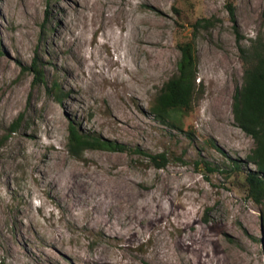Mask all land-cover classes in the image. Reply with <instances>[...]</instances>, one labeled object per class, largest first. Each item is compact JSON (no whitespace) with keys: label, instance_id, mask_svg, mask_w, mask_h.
Segmentation results:
<instances>
[{"label":"rangeland","instance_id":"1","mask_svg":"<svg viewBox=\"0 0 264 264\" xmlns=\"http://www.w3.org/2000/svg\"><path fill=\"white\" fill-rule=\"evenodd\" d=\"M64 1L0 2V264H264L262 207L245 181L254 141L232 107L237 33L244 45L264 36V0H77L86 17ZM202 19L215 24L195 29ZM192 41L203 91L173 113L180 131L150 107ZM71 123L132 151L77 159Z\"/></svg>","mask_w":264,"mask_h":264},{"label":"trees","instance_id":"2","mask_svg":"<svg viewBox=\"0 0 264 264\" xmlns=\"http://www.w3.org/2000/svg\"><path fill=\"white\" fill-rule=\"evenodd\" d=\"M229 8L232 19H235L234 6L230 5ZM214 24L212 19H202L194 27L209 29ZM243 39V36L237 33L244 74L243 83L235 92L232 107L236 125L254 141V148L247 157V162L256 169L249 171L245 181L250 199L262 207L261 221L264 235V36L259 35L251 39L249 45H244ZM179 50L182 56L178 63V71L164 84L150 111L160 123L183 131L180 118H174L173 113L179 110H191L196 99L202 94L203 88L197 84L198 58L194 41L180 44ZM3 55L0 35V59ZM32 71L36 74V81L44 80V71L38 62H34ZM53 92L60 98L61 89L56 83ZM10 131H18V120L11 125ZM100 149L132 151L124 144L105 141L84 133L75 123L69 125L68 151L71 156L80 159L86 151ZM135 153L148 157L158 169H164L169 163L165 153L153 155L140 150H135ZM206 167L209 171H215L209 164H206ZM240 168L238 164L233 167L234 170Z\"/></svg>","mask_w":264,"mask_h":264},{"label":"bare ground","instance_id":"3","mask_svg":"<svg viewBox=\"0 0 264 264\" xmlns=\"http://www.w3.org/2000/svg\"><path fill=\"white\" fill-rule=\"evenodd\" d=\"M62 10L63 12L65 13H68L69 12V9L70 8H73L74 11H76L78 13L79 16H82V17H86V12L84 11L83 9V6L81 5V3H79V1L77 0H65L64 2H62ZM93 8V7H92ZM98 8V7H97ZM95 9V8H94ZM98 10V9H97ZM103 14V13H102ZM99 15V14H98ZM113 15V14H112ZM116 15V14H115ZM77 16V15H76ZM114 18V17H113ZM111 16H102L100 17V20H99V23L104 25V26H107L109 25V23L112 21L113 19ZM58 21H60L59 23L62 24V26L65 27V30H67L69 32V35L72 36V37H75V36H81V35H77L76 34V31L74 29H70V27L67 29V26H65V20L63 18H59ZM98 23V24H99ZM68 25V24H67ZM77 27V26H76ZM67 33V32H66ZM105 35V34H104ZM71 39V38H70ZM128 41V38L125 37L124 38V41L125 43ZM83 47V45H80L78 46L77 48V55H78V58L80 60H82V55H81V48ZM150 59L152 58L151 56H149ZM118 62V61H117ZM122 67V66H121ZM126 67V66H125ZM52 110V109H51ZM51 112V111H50ZM51 114V113H50Z\"/></svg>","mask_w":264,"mask_h":264}]
</instances>
